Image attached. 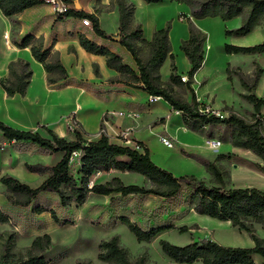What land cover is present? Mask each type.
Listing matches in <instances>:
<instances>
[{
    "label": "trees",
    "instance_id": "obj_1",
    "mask_svg": "<svg viewBox=\"0 0 264 264\" xmlns=\"http://www.w3.org/2000/svg\"><path fill=\"white\" fill-rule=\"evenodd\" d=\"M148 4H159L163 0H144ZM184 2L191 8V15L196 18L205 16H220L223 20L240 16L245 7L248 11L241 17V24L233 29H227V35H245L254 26L260 24L264 17V0H176ZM70 2V0H66ZM44 0H0L2 15L13 19L15 15L26 8L42 4ZM119 11V42L131 54L137 72L126 64L122 57L109 50L106 46L96 43L83 33H78V43L86 51L96 55L105 56L106 65L115 69L124 77V82L146 90L149 94L160 96L167 101L173 109L183 113L184 122L192 128L210 123H226L230 126V138L233 146L246 148L259 157L264 165V134L262 124L264 116L256 118L264 99L254 93L244 94L253 107L254 120H246L233 111H229L227 117H219L214 113L206 114L200 111L199 104L192 97L191 103L180 97L172 88L173 84H183L179 76L175 74L174 56L171 53V45L168 38L169 25L155 29L150 40L142 38L140 26L131 27L129 20L134 9L133 5H125L118 0ZM68 17L88 18L91 22L94 35L116 41L115 34L106 32L100 27L97 13H89L81 9L67 8L62 13H57L56 19ZM18 24V21H17ZM191 24V23H190ZM204 37L190 27V37L183 41L181 49L191 63L188 71L189 78L186 83L189 86L190 78L201 65L203 55ZM17 47H28L35 60L40 62L47 73L46 80L49 84L57 83L67 77V70L59 58L58 51L51 52V48H45L42 36L35 37L32 34L23 36L21 43H14ZM147 47L148 56L142 58L141 47ZM227 53L253 54L264 52V40L261 43L240 46L225 44ZM167 56L171 58V74L169 82L160 80L159 67ZM227 71L229 68L227 67ZM33 70L30 62L22 58L11 60L7 64V75L0 78V86L7 96L15 94L24 96L30 82ZM97 74V69L94 71ZM260 70L253 75L252 82L257 81ZM244 88L251 87L242 82ZM254 87V85H253ZM74 120V115L71 116ZM75 124L81 125L76 120ZM48 137L39 132L13 127L0 120V132L9 141H32L39 146L59 152L60 159L53 165L28 164L25 166L30 172L45 175L36 186H31L24 181L4 174L0 177V183L5 187L3 194L6 199L15 205L28 206L41 193H54L63 207L72 204L81 206L89 196L110 195L112 193L139 194L153 193L164 197L175 195L181 184L184 183L193 191L190 195V203L193 210L202 215L215 218L220 221H229L231 226L247 232L253 242L250 247L223 245L209 238L191 241L187 244H174L167 239H159L158 243L163 254L171 261L178 264H259L257 258L264 260V237L255 233L254 224H260L264 228V191L254 186L223 188V175L215 163H205L213 180L218 185L208 186L204 180L192 174L173 176V174L157 166L150 158L149 149L142 142L136 141V147L111 142L100 124V137L96 140H88L80 130H73L74 138L60 136L53 130L44 127ZM78 153L76 161L79 164L77 170L72 169L74 154ZM116 169L120 171L135 172L147 178L152 186L145 188L135 183L123 184L118 176L112 177L103 183L90 182V177L98 171ZM35 211H45L42 207H36ZM51 217L57 221L54 211L49 210ZM8 217L0 208V224L6 223ZM128 230L137 241L150 242L158 234L165 231V227H156L142 230L128 218H122ZM188 227L182 226L180 232H185ZM49 234L35 236L24 253H11L6 250L0 256V264H47L44 252L51 246ZM97 259L106 264H145L142 256L135 259L129 257L128 251L120 245L118 236L101 239L97 245ZM75 264H90L89 260H77Z\"/></svg>",
    "mask_w": 264,
    "mask_h": 264
},
{
    "label": "crops",
    "instance_id": "obj_2",
    "mask_svg": "<svg viewBox=\"0 0 264 264\" xmlns=\"http://www.w3.org/2000/svg\"><path fill=\"white\" fill-rule=\"evenodd\" d=\"M117 1L78 0L79 9L97 13L100 27L113 34L119 32ZM122 2L125 5L134 6L129 25L131 27L140 26L142 38L145 40L152 38L155 29L169 25L168 38L171 53L174 56L175 74L179 77L183 75L187 79L189 78L188 71L191 68V63L181 49V44L190 37L191 24L204 37L202 62L190 78L189 86L186 82L172 85L173 90L180 97L191 103L194 96L200 111L207 109L219 117H227L229 111L243 117L244 110H253L252 104L243 95L251 93L254 88L258 91L263 88L264 64L260 62L257 66L252 64L256 57L255 54L259 53H227L225 44L240 46L257 44L253 37L256 35L257 26H254L245 35H227L225 33L227 29L236 28L241 24V17L237 16L227 20H223L220 16L196 18L191 15V8L187 4L176 0H163L159 4H148L144 0H122ZM42 5L46 4L31 6L15 15L14 18L18 21L15 32H13L10 19L2 15L0 11V78L6 73L7 64L11 60L22 58L29 61L33 73L26 92L34 85L47 83L46 72L42 64L33 58L28 47H17L14 43H21L23 36L27 34H32L35 37L42 36L44 47H50L51 52L58 51L59 53L60 49L53 46V38L62 41L65 38L68 39L65 37L66 34L58 31L57 25L52 22L50 25L37 24L38 19L35 14L42 8ZM68 18H73L72 20L76 21V24L80 25L82 29H75V34L70 38V43L67 46L81 52L89 60L88 63L80 64L81 67L84 66L87 69L84 78L87 84L81 87L79 92L78 109H72L75 120L79 122L84 133L94 136L93 140L98 139L102 123L111 142L136 147V141H140L149 149L151 160L157 166L171 172L173 176L192 174L202 180L209 179L212 175L205 163L211 162L222 167L227 159L234 157L241 161L240 166L248 167V153L251 151L232 145L228 124L210 123L195 129L184 122V115L181 111L173 109L162 97L149 102V93L142 88L126 84L123 76L106 65L105 56L86 52L79 45L77 34L80 33L78 31L86 33V37L120 55L123 61L137 72L136 64L126 48L117 41L96 35L90 37L89 34L92 31L80 24V18ZM52 19L53 17L51 21ZM65 30L70 29L66 28ZM6 32L14 47L12 49L7 47ZM259 32L258 35H260ZM52 33L57 36L55 37ZM249 34L252 35L249 36ZM139 45L141 57L143 51L147 53L145 56L147 57V47ZM256 60L258 61V59ZM227 67L229 71H227ZM95 69H97V74L94 73ZM257 69L260 70L257 81L255 84L254 82L249 84L245 78L252 76L253 70L255 73ZM171 71V58L167 56L159 67L160 80L168 83ZM70 75L77 76L72 72ZM69 78L71 79V77ZM243 81L251 87V90L243 87ZM88 83L91 86H88ZM1 92L5 98L22 97L18 94L7 96L2 88ZM131 109L137 110L139 114L133 116L125 113ZM119 111L123 113L119 114ZM0 120L11 125L4 118H0ZM161 135H169L174 142V147L165 146L160 139ZM205 137L220 139L221 144L218 149L212 150L204 146L203 139ZM110 170L122 172L116 169ZM123 172L127 173L128 171ZM128 174L134 178L144 177L135 172H128ZM114 176L119 177L120 175L116 173ZM3 202L10 203L5 195L0 193V204ZM223 245L230 244L226 242ZM257 259L259 264H264V260Z\"/></svg>",
    "mask_w": 264,
    "mask_h": 264
},
{
    "label": "rangeland",
    "instance_id": "obj_3",
    "mask_svg": "<svg viewBox=\"0 0 264 264\" xmlns=\"http://www.w3.org/2000/svg\"><path fill=\"white\" fill-rule=\"evenodd\" d=\"M44 4L46 5H42L35 14L38 19L37 24L50 25L52 22L57 25L58 31L66 34L65 37L68 39L65 38L63 41L53 38V46L60 49L59 57L67 70V77L54 84L47 82L34 85L26 92V95L15 98L3 97L0 86V118L8 120L13 127L39 132L45 137L49 135L44 127L57 134L59 130H62L63 136L69 138H74L73 130H80L85 138L93 140L94 136L84 133L83 129L75 124V119L71 118L74 114L72 109L79 107L77 98L81 87L87 84L84 79L87 69L80 64L88 63L89 60L81 52L67 45L75 34V29L82 28L72 20L73 18L56 19L57 14L52 12L51 6L46 7L48 5L46 0ZM69 6L79 9L78 0H70ZM247 11L244 7L239 17L245 16ZM10 21L15 32L17 21L13 19ZM66 28L70 30L66 31ZM256 29L254 41L261 43L264 40V17ZM78 32L82 33V31ZM258 32L260 35L257 34ZM52 35L57 36L55 33ZM92 35H94L93 32L89 34L90 37ZM146 54L143 51L142 57L146 58ZM255 56L252 61L254 66H257L258 62L264 64V52ZM71 72L77 76L70 75ZM5 75L7 71L3 74ZM251 75L245 78L249 84H252L254 70ZM88 86H91L90 83ZM251 92L264 99V86L260 91L254 88ZM252 113L253 110H244L243 118L254 120ZM263 116L264 104L261 105L255 117ZM261 128L264 134V123ZM77 155L78 153L74 154L73 170L79 168L76 161ZM60 156V153L47 150L32 141H9L0 132V175L10 174L31 186H36L45 175L29 172L25 164L53 165ZM248 157V167L240 166L241 161L235 157L227 159L224 166L219 167L223 175L224 189L254 186L264 191V165L252 151L248 153ZM116 173H119V178L125 185L135 183L145 188L152 186L145 177L134 178L128 172L114 170L95 172L90 177V182H106ZM204 181L208 186L218 185L212 177ZM4 189L5 187L0 184V193L3 194ZM192 191L189 186L182 183L178 192L172 197L153 193L89 194L86 201L79 207L74 204L63 207L54 193H41L28 206L3 202L0 208L8 217V221L0 224V256L6 250L11 253H24L35 236L45 233L49 234L52 242L49 249L44 252L47 264H75L77 260H89L90 264H106L97 259V245L101 239H108L114 235L118 236L120 245L128 251L131 259L142 256L145 264H178L163 254L158 243L159 239H167L178 245L203 238H209L221 244L227 242L233 246L253 245L249 234L244 230L193 210L190 203ZM38 206L45 211L37 213L35 208ZM51 209L57 221L51 217L49 212ZM122 218H128L142 230L156 227L167 229L150 242H139L122 223ZM182 226L188 227V230L180 232L179 228ZM254 229L258 236L264 237V228L260 224L255 223Z\"/></svg>",
    "mask_w": 264,
    "mask_h": 264
},
{
    "label": "built area",
    "instance_id": "obj_4",
    "mask_svg": "<svg viewBox=\"0 0 264 264\" xmlns=\"http://www.w3.org/2000/svg\"><path fill=\"white\" fill-rule=\"evenodd\" d=\"M46 2L48 3V5L51 6L52 8V12L53 13H62L64 12L67 8H69V3L66 2L65 0H46ZM80 24L87 28L88 30L92 31V26H91V22L88 18H80ZM85 36L86 33H83ZM180 79L183 82L187 81V77L180 75ZM160 96H155V95H151L148 94V101L149 102H153L155 101L157 98H159ZM203 113H211L209 110L207 109H203L201 110ZM122 111H119V114H122ZM126 114H131L133 116H137L139 114V112L137 110L131 109L127 112H125ZM162 143L167 146V147H174V142L172 141L171 137L169 135H161L160 137ZM221 141L218 138H214V137H205L203 139V145L208 147L209 149L212 150H216L218 149V147L220 146Z\"/></svg>",
    "mask_w": 264,
    "mask_h": 264
},
{
    "label": "bare ground",
    "instance_id": "obj_5",
    "mask_svg": "<svg viewBox=\"0 0 264 264\" xmlns=\"http://www.w3.org/2000/svg\"><path fill=\"white\" fill-rule=\"evenodd\" d=\"M6 44H7V47H9V48H14L13 47V45L11 44V42H10V40H9V38H8V34H7V32H6ZM58 134L60 135V136H63L64 135V132L62 131V130H59L58 131ZM207 216V215H206ZM215 219V218H214ZM224 222H226V223H230L229 221H224ZM219 229H221V228H219Z\"/></svg>",
    "mask_w": 264,
    "mask_h": 264
},
{
    "label": "water",
    "instance_id": "obj_6",
    "mask_svg": "<svg viewBox=\"0 0 264 264\" xmlns=\"http://www.w3.org/2000/svg\"><path fill=\"white\" fill-rule=\"evenodd\" d=\"M119 38H120V36L115 34L114 39H115L116 41H118Z\"/></svg>",
    "mask_w": 264,
    "mask_h": 264
}]
</instances>
